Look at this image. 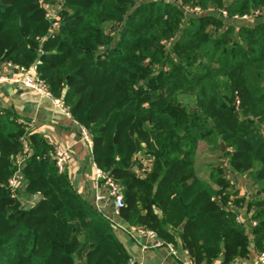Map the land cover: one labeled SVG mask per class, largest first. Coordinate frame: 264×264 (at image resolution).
Wrapping results in <instances>:
<instances>
[{
	"label": "trees",
	"instance_id": "1",
	"mask_svg": "<svg viewBox=\"0 0 264 264\" xmlns=\"http://www.w3.org/2000/svg\"><path fill=\"white\" fill-rule=\"evenodd\" d=\"M195 8L232 18L264 0H0V66L36 68L89 130L128 225L178 238L194 264H240L251 240L229 174L258 189L247 207L264 253V21L186 13ZM53 152L14 112L0 114V264H133ZM19 172L24 194L39 196L32 205L10 186Z\"/></svg>",
	"mask_w": 264,
	"mask_h": 264
},
{
	"label": "crops",
	"instance_id": "2",
	"mask_svg": "<svg viewBox=\"0 0 264 264\" xmlns=\"http://www.w3.org/2000/svg\"><path fill=\"white\" fill-rule=\"evenodd\" d=\"M260 19L264 21V16ZM31 72L37 74L36 68H33ZM5 111H12L18 116L19 121L30 123L32 125L30 129L45 137L54 151L68 150L72 153V160L66 171L72 185L83 199L90 202L96 210L114 223L119 239L136 264L184 263L185 250L178 238L175 239V243H167L158 237L156 232L151 237L135 234L132 232L135 226L128 225L120 214L116 213V207L113 200L108 198L107 190L96 180L97 165L92 150L81 140V126L73 116L63 113L51 98L15 83L0 85V114ZM19 176V194L28 205L36 203L39 196L23 197L25 195L24 179L20 172ZM229 177L237 191V198L245 200L240 206L233 207L237 220L247 229L251 240L250 255L247 259L241 260L240 264H264L258 260L260 252L253 244L252 230L255 223L251 217L252 211L247 207L250 197L258 189L246 175L232 173ZM98 196L103 198L98 200ZM155 242H160L162 245L153 247ZM166 244L173 245L177 254L171 253ZM220 263L221 261H217L213 264Z\"/></svg>",
	"mask_w": 264,
	"mask_h": 264
},
{
	"label": "built area",
	"instance_id": "3",
	"mask_svg": "<svg viewBox=\"0 0 264 264\" xmlns=\"http://www.w3.org/2000/svg\"><path fill=\"white\" fill-rule=\"evenodd\" d=\"M169 1V0H168ZM173 1V0H171ZM189 16L191 14L195 15H205L207 13L216 14L225 21H235L238 23H246V24H254L255 21L260 19L264 16V8H261L259 10H256L250 15H243V16H234L232 18L229 17L227 11L221 10V11H215L213 8H210L208 11H203L200 8H195L191 10H187L186 12ZM58 23L54 24V27H57ZM5 83H15L18 85H22L24 87H27L31 90H34L38 92L42 96L49 97L53 100L54 104L61 109V111L69 116H72L70 107L66 104L63 98H57L55 97L48 87L46 86L45 82L37 75L31 72V70L26 69L22 66L15 65L13 63H5L0 67V85ZM239 104V102L237 103ZM20 123H23L27 125L28 127H31L32 125L28 122H25L23 120L19 121ZM81 140L84 141L87 146L93 151V140L91 138V134L89 130L85 127H81ZM25 148L28 150V144L25 141ZM52 158L56 164V167L59 171V173H65L67 171V168L72 160V153L68 150H55L52 153ZM19 173L16 174L13 178L10 179L9 183L10 186L14 189L20 188L19 185ZM96 180L97 182L104 186L108 193V198L112 199L114 202V205L116 207V213L120 214V209L124 206V199L122 194V187L119 183H117L112 176H110L108 173H105L102 169H100L98 166L96 168ZM23 186V185H22ZM21 186V187H22ZM103 197L98 196L97 199L101 200ZM239 222V221H238ZM132 232L135 234H138L143 237H151L155 235L154 231H147L138 227H133ZM162 243L155 242L153 244V247H160ZM166 246L169 248L171 253L174 255L177 254L176 249L171 244H166ZM185 260L183 264H194L191 261L190 254L188 251H184ZM258 260L261 263H264V253H260L258 255ZM133 264L136 263L135 261H131Z\"/></svg>",
	"mask_w": 264,
	"mask_h": 264
},
{
	"label": "rangeland",
	"instance_id": "4",
	"mask_svg": "<svg viewBox=\"0 0 264 264\" xmlns=\"http://www.w3.org/2000/svg\"><path fill=\"white\" fill-rule=\"evenodd\" d=\"M169 1H171V0H169ZM177 0H173L172 2H176ZM216 15V14H215ZM191 17L192 16H197L198 17V15H195V14H191L190 15ZM200 16V15H199ZM216 16H218V15H216ZM219 17V16H218ZM220 19H222L221 17H219ZM222 20H224V19H222ZM141 162H142V164H143V166H145V167H149L150 166V163H151V160H149V159H147V158H143L142 156H139V158H138ZM138 160V161H139ZM138 171V170H137ZM139 172V171H138ZM27 195H24L23 197H26ZM28 197V196H27Z\"/></svg>",
	"mask_w": 264,
	"mask_h": 264
},
{
	"label": "water",
	"instance_id": "5",
	"mask_svg": "<svg viewBox=\"0 0 264 264\" xmlns=\"http://www.w3.org/2000/svg\"><path fill=\"white\" fill-rule=\"evenodd\" d=\"M219 144H220L221 151L224 153L226 151V145H225V143L222 140H220V143ZM184 226H185V223L182 224L180 230H183Z\"/></svg>",
	"mask_w": 264,
	"mask_h": 264
}]
</instances>
